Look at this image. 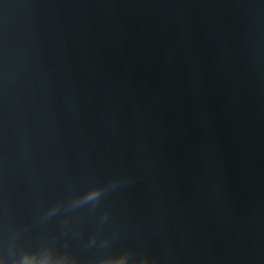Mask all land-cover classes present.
Returning a JSON list of instances; mask_svg holds the SVG:
<instances>
[{
  "label": "clouds",
  "instance_id": "1",
  "mask_svg": "<svg viewBox=\"0 0 264 264\" xmlns=\"http://www.w3.org/2000/svg\"><path fill=\"white\" fill-rule=\"evenodd\" d=\"M92 198H95V197H90V199H92ZM28 252H34L35 250H32V249H29V250H27Z\"/></svg>",
  "mask_w": 264,
  "mask_h": 264
}]
</instances>
